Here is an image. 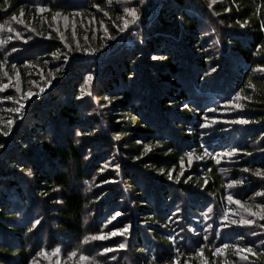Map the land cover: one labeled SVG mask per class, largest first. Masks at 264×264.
I'll use <instances>...</instances> for the list:
<instances>
[{
  "label": "trees",
  "instance_id": "16d2710c",
  "mask_svg": "<svg viewBox=\"0 0 264 264\" xmlns=\"http://www.w3.org/2000/svg\"><path fill=\"white\" fill-rule=\"evenodd\" d=\"M261 68L264 0H0V264L211 257L167 233L209 203L264 264Z\"/></svg>",
  "mask_w": 264,
  "mask_h": 264
},
{
  "label": "rangeland",
  "instance_id": "374dc122",
  "mask_svg": "<svg viewBox=\"0 0 264 264\" xmlns=\"http://www.w3.org/2000/svg\"><path fill=\"white\" fill-rule=\"evenodd\" d=\"M9 85H12L10 82ZM253 195V194H252ZM249 194L246 199L251 198L252 196ZM233 201H237L234 200ZM245 201L242 202V205H245ZM205 210H201L198 214V216H191L190 215L186 217H183L182 220L179 222L182 224H178L179 222H174L173 228H168L167 233L170 240L174 241L175 246L177 245L176 240L179 239L180 241H185L186 246H188V241L193 240L195 237L201 236L203 233H209V234H217V242L213 244H208V248L212 251V256L205 254V245L202 247H197L196 249L183 251L184 253H187L186 255L189 257H192L197 261L198 264H236L237 259L236 256L238 255L239 249H241V244L238 243L235 240V236L232 232L226 230L230 229L232 227L233 221H236V214L238 213V210L230 205L223 206L222 209L218 208L215 209L214 204H207ZM211 209V211H209ZM183 210L181 209L180 212ZM182 217V213H181ZM186 218V219H185ZM189 221L188 225L186 224ZM143 224H146V222H143ZM48 225V224H47ZM187 225V228H186ZM47 226L43 228V230L39 233H44V235L47 236ZM184 230L186 232H184ZM227 244L228 247L224 248L223 245ZM219 249V251H217ZM178 250V248H177ZM176 250V252H177ZM181 250L178 252L176 257H174V260L166 261H158L159 264H173L175 261L176 264H193L189 262H181L180 261V254L183 253Z\"/></svg>",
  "mask_w": 264,
  "mask_h": 264
},
{
  "label": "snow or ice",
  "instance_id": "6c2138e0",
  "mask_svg": "<svg viewBox=\"0 0 264 264\" xmlns=\"http://www.w3.org/2000/svg\"><path fill=\"white\" fill-rule=\"evenodd\" d=\"M213 2H215V0H213ZM98 6H99V5H97V7H98ZM42 10H43V9H41V11H42ZM125 11H127V12L133 17V20H135V18H136V10H135L134 8H128V9H125ZM13 19H15V17H13ZM128 23H129V22H128L127 20L124 21V27H125V28L128 27ZM9 30L11 31V29H9ZM121 30L123 31V29H121ZM154 59H155V57H154ZM214 70H215V69H214ZM259 70H260V71H264V68H261V69H259ZM91 79H92V77L89 76V77H88V81H91ZM4 88H7V85H4ZM27 95H28L29 97H31V96L33 95V93L29 92ZM77 98L79 99V97H77ZM6 99H11V97H10V96H9V97H6ZM17 103H19V101H17ZM22 107H23V105H21V106L18 107V108L11 109V111H14V112H17V113H18V112H20V110H21ZM185 107H187V105H185ZM240 122H241V123H246V121H244V120H241ZM12 123H13L12 121H8V124H9V125H11ZM83 134H84V133H82V132H77V133H76L77 136H81V135H83ZM3 135L7 136V135H8V132L5 131V132L3 133ZM116 138L119 139V137H116ZM0 147H3V145H0ZM236 151H238V150H237V149H232L230 152H226V153H223V154H220V155L231 156V155H233ZM204 152H205L206 155H211V153L208 152V149H207V148L204 149ZM189 156H191V153H189ZM217 162L219 163V160H218ZM106 166H107V165H106ZM116 167L118 168L119 165H117ZM102 170H103V169H101V171H102ZM245 171H247V169H245ZM27 174H28L29 176L33 175V173L31 172V170H29ZM255 175H257V176H264V173H262V172H256ZM169 178H171V177H169ZM234 183H235V181H234ZM228 199H229V200H232L233 197L229 196ZM236 203L239 204L240 201H236ZM209 211H211V209H209ZM252 215H256V213H252ZM118 216H120V213H119V212H117V213L115 214V216L112 217V219L115 220L116 217H118ZM261 218L264 219V217H261ZM39 223H40V221H39V220H36V221L33 223L32 227L35 228ZM233 223H236V221H233ZM240 223H241L242 225H243V224L252 225V224H254V221H253V220H242ZM261 227H264V225H261ZM29 231H31V229H29ZM117 231H119L120 234L123 235V234H125V233L128 232V228L126 227V228H124L122 231H121V230H117ZM117 231H113V232H111V233H108L107 235H103V234H102V235H100L99 237H93V239L104 240V239H107L108 236H114V235H116V234H117ZM252 234H253V235H256L255 232H253ZM243 238H244V237H241V239H243ZM261 243L264 244V241H262ZM126 247H127V245L124 244V243H120V244L117 245V248L120 249V250H123V249H125ZM223 247H224V248H227L228 245L225 244V245H223ZM113 250H114V249L104 248V249H103V252L107 253V252H110V251H113ZM55 251L58 252L59 249H56ZM177 251H179V250H177ZM217 251H219V249H217ZM246 251L251 252L252 249H251V248H248V249H246ZM72 255L75 256L76 253H72ZM253 255H255V253H253ZM245 258H246V257H245ZM80 259H81V260H88L89 257H88V256H85V255H81V256H80ZM112 259H115V257H112ZM153 260H155V257H153ZM173 264H176V262L174 261Z\"/></svg>",
  "mask_w": 264,
  "mask_h": 264
}]
</instances>
